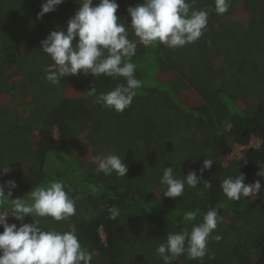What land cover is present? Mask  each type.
Masks as SVG:
<instances>
[{
	"label": "trees",
	"instance_id": "16d2710c",
	"mask_svg": "<svg viewBox=\"0 0 264 264\" xmlns=\"http://www.w3.org/2000/svg\"><path fill=\"white\" fill-rule=\"evenodd\" d=\"M116 2V15L129 39L137 41L132 62L142 81L123 112L88 95L89 87L108 92L125 83L123 78L81 73L63 76L58 84L45 78L52 60L40 42L53 30H66L78 0H64L42 18L37 14L44 0H0V166L5 157L14 166L10 180L17 186L11 198L26 199L32 188L51 180L71 186L74 216L37 219L45 230L74 226L81 245L93 254L91 264H164L156 248L167 234L190 232L212 208L222 219L209 237L208 254L203 260L184 254L173 264H263L264 177L257 172L264 166V0H231L222 15L215 12V0H187L208 11V24L196 42L178 48L139 44L127 8L143 0ZM15 98L25 105L22 119L19 112L9 113ZM7 117L11 122L4 131ZM20 134L26 136L22 145L2 149L3 137L9 142ZM252 137L258 147L247 146ZM234 146L245 147L225 160ZM110 154L127 164L126 176L96 171L92 158ZM205 158L213 165L201 172ZM165 166L179 179L196 171L201 181L195 188L185 184L181 197H166L160 183ZM240 173L246 184L259 180L261 190L229 200L221 182ZM6 181L0 178V184ZM111 206L120 211L115 220L109 218ZM195 210L194 221L183 220L186 211ZM10 216L8 222L19 227ZM34 220L28 215L23 222Z\"/></svg>",
	"mask_w": 264,
	"mask_h": 264
},
{
	"label": "clouds",
	"instance_id": "9594fccd",
	"mask_svg": "<svg viewBox=\"0 0 264 264\" xmlns=\"http://www.w3.org/2000/svg\"><path fill=\"white\" fill-rule=\"evenodd\" d=\"M64 0H44L37 18L55 11ZM194 3L195 0H192ZM80 7L67 21L66 30L59 28L51 31L41 40V51L50 56L52 63L45 67V78L52 84H58L66 75L91 74L94 78L101 75L116 80L123 78L108 92L97 93L94 86L89 87L88 95L94 102L116 112L130 107L142 81L136 78V64L132 58L136 54L137 41L129 39L124 23L116 15L119 7L116 0H78ZM231 0H215V12L224 14ZM127 13L131 17L130 26L138 43L151 47L163 43L170 48L183 47L196 42L204 33L208 24V11L194 9L187 0H143L136 6H129ZM75 41V43H73ZM96 171L104 175L115 172L126 176L128 166L115 154L96 155L92 158ZM201 172L211 169L212 159L205 158ZM7 174V167H0ZM257 175L264 177V166ZM196 171L188 172L184 179L174 175L171 166H165L160 183L166 186L163 195L170 198L181 197L185 184L195 188L201 181ZM245 175L240 173L228 176L221 182V189L229 200H239L261 190L256 180L246 184ZM9 189L5 192V187ZM14 180L0 184V264H91L92 252L83 247L77 236V230L70 226L68 231L45 230L40 227L37 217H52L55 221L67 220L76 214L73 189L63 180H51L46 185L36 186L27 193V198L12 197L16 188ZM205 187H211L205 181ZM109 218L115 220L120 211L117 207L108 208ZM198 210L186 211L183 220L190 222L197 217ZM11 215L16 223H9ZM35 218L33 223H24L26 216ZM222 219L218 210L212 208L203 214V220L194 224L191 231L168 233L156 252L164 264L186 254L188 259L203 260L208 254V240ZM220 239L219 236L216 237Z\"/></svg>",
	"mask_w": 264,
	"mask_h": 264
},
{
	"label": "rangeland",
	"instance_id": "374dc122",
	"mask_svg": "<svg viewBox=\"0 0 264 264\" xmlns=\"http://www.w3.org/2000/svg\"><path fill=\"white\" fill-rule=\"evenodd\" d=\"M14 69V68H13ZM10 73H11V75H10V77H9V79L10 78H14V76H13V70L12 71H9ZM36 90V86H35V84L32 86V91L34 92ZM5 94V93H4ZM15 95V94H14ZM18 101V102H17ZM10 102V101H9ZM20 101L19 100H17L16 98H15V100H12L10 103L11 104H14V103H17V106H16V108H15V106H14V109H12L11 107H10V111H9V113H12V112H14V114H17L18 112V114H17V117L19 116V118L20 119H22V117L21 116H23L24 117V114L21 112V108L22 107H25V105L24 104H21V103H19ZM191 102V101H190ZM0 103H2V102H0ZM19 103V104H18ZM21 104V105H20ZM31 105V104H30ZM34 106V105H33ZM14 110V111H13ZM26 111H31V109H30V107L28 106V108H27V110ZM13 114V115H14ZM0 121H2L1 120V118H0ZM4 121V120H3ZM9 122H11V118H6L5 119V124L3 125L5 128L3 129L4 131L6 130V126H7V124L9 123ZM3 128V127H2ZM37 131L35 130L34 131V133H36ZM54 135L56 136V132H54ZM17 138V139H16ZM16 138H14L13 140H9V142H8V138H7V140L3 137L2 138V143H1V145L2 146H4V144H6V147L4 146V147H2V149H7L8 147H9V145H10V143H12L13 145H16V146H19V145H22L23 143H24V140L26 139V136L25 135H23V134H20V135H17L16 136ZM7 141V142H6ZM7 143H8V146H7ZM247 146H253V147H258L259 146V140L257 139V138H255V137H252L251 138V141L247 144ZM245 146H234V148H233V150H232V152L234 153V156H238L239 154H240V152H241V150L244 148ZM1 151V150H0ZM225 158V160L228 158V156H225L224 157ZM4 164L2 165V166H0V167H7L8 169H9V171L7 172V174H4L3 173V170L2 169H0V178H1V181L2 180H10L11 179V177L12 178H15L14 177V174H15V169H14V166H12L11 167V163L12 162H10V159L8 158V157H5L4 158V160L2 161ZM253 194H255L256 195V193H253ZM10 217H12V216H10ZM12 221V223L14 222V220H11ZM99 232H100V234H101V236L102 237H104V235H103V232H102V229H99Z\"/></svg>",
	"mask_w": 264,
	"mask_h": 264
},
{
	"label": "built area",
	"instance_id": "2783aa9c",
	"mask_svg": "<svg viewBox=\"0 0 264 264\" xmlns=\"http://www.w3.org/2000/svg\"><path fill=\"white\" fill-rule=\"evenodd\" d=\"M250 141H251V140H250ZM250 141H249V142H250ZM227 156H228V158L231 157V156H234V153L231 152V153H230L229 155H227Z\"/></svg>",
	"mask_w": 264,
	"mask_h": 264
},
{
	"label": "water",
	"instance_id": "95a60500",
	"mask_svg": "<svg viewBox=\"0 0 264 264\" xmlns=\"http://www.w3.org/2000/svg\"><path fill=\"white\" fill-rule=\"evenodd\" d=\"M264 264V263H263Z\"/></svg>",
	"mask_w": 264,
	"mask_h": 264
}]
</instances>
